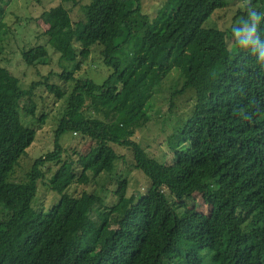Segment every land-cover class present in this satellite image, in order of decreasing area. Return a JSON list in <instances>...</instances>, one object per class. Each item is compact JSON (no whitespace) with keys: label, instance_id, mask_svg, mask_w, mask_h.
I'll return each instance as SVG.
<instances>
[{"label":"trees","instance_id":"16d2710c","mask_svg":"<svg viewBox=\"0 0 264 264\" xmlns=\"http://www.w3.org/2000/svg\"><path fill=\"white\" fill-rule=\"evenodd\" d=\"M227 3L166 0L150 19L140 0H89L80 6V25L111 71L102 85L75 77L81 63L71 12L60 4L40 14L46 46L21 51V59L33 67L48 58L49 46L63 69L55 77L71 89L50 83L49 74L22 90L0 65V264H264V0H250L226 30L210 26ZM4 17L0 0V24ZM172 72L183 83L171 96L192 92L194 103L168 142L172 161L159 164L135 138ZM37 87L65 108L53 150L12 183L35 141L19 112ZM34 109L23 108L32 118ZM67 134L92 144L76 166L72 157L64 160L60 140ZM114 147L132 154L134 169L149 182L144 195L127 198V180L113 182L120 160ZM52 165L47 188L58 203L39 213L33 203ZM98 179L108 182L97 193L68 192ZM105 189L116 204L103 203Z\"/></svg>","mask_w":264,"mask_h":264},{"label":"rangeland","instance_id":"374dc122","mask_svg":"<svg viewBox=\"0 0 264 264\" xmlns=\"http://www.w3.org/2000/svg\"><path fill=\"white\" fill-rule=\"evenodd\" d=\"M76 3H75V2ZM39 0V3L31 0H3L5 7V17L0 24L2 32V52L0 53V65L6 67L11 74L19 80L22 90H28L32 83L43 82V79L51 74L50 83L59 85L62 89L70 90V83L63 84L55 77L62 73V67L59 65V54L47 47L48 58L38 62L33 67H28L21 59V51H27L38 46H46L47 39L44 36V28L38 23L37 19L44 11L52 7L62 5L71 12L72 22L77 27V37L74 47L77 53V62L81 63L80 72L75 73L77 79H88L96 85H102L111 74V71L102 65L100 60V48L94 44L88 35L86 28L80 25L83 22L81 7L89 0ZM166 0H140L142 12L148 18L152 19L157 11L162 7ZM250 0H228L227 8L224 11H216L211 19L212 27L222 30L230 28L232 20L237 12L243 10ZM210 21V20H209ZM208 21V22H209ZM207 27V25H205ZM229 47L233 49V42L229 41ZM69 69L72 66L68 67ZM182 78L178 73L172 72L157 90L153 98L150 122L136 134L135 141L146 151V153L159 164L171 162L173 153L168 148V142L171 140L175 131L186 120L191 113L194 103L193 93L185 92L183 95L171 96L174 91L182 88ZM169 102L172 107H169ZM35 106L34 117L28 116L23 108ZM65 108L64 100H57L50 95L43 87H37L33 91L31 103H22L20 109L21 123L36 133L35 141L26 151V154L20 158L14 172L8 178L9 182L16 183L25 180V175L31 168L34 160L44 156L53 150L54 131L56 130L58 120L61 118ZM44 118L43 124L39 123L40 118ZM65 153L64 160L70 156L74 160L75 166L82 160L91 147L88 139L76 135L67 134L61 137ZM120 160L116 163L112 180H127V198L132 195H144L149 182L142 173L134 169V160L129 151L114 147ZM49 168L51 173H47ZM57 169L56 166L45 167V178L43 183L38 186L37 197L33 203L35 211L47 213L55 204L59 197L47 188L51 180L52 173ZM79 175L80 168L76 169ZM106 180H97V183L91 182L88 187H79L73 185L69 189L71 195L77 196L85 190L87 193L99 192L100 186L105 185ZM106 190V189H105ZM101 190L100 196L103 203L114 205L112 192ZM198 203V197L196 196ZM122 212L128 211V199L119 204ZM40 213V212H39ZM208 214V211L206 212Z\"/></svg>","mask_w":264,"mask_h":264}]
</instances>
